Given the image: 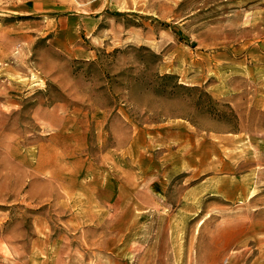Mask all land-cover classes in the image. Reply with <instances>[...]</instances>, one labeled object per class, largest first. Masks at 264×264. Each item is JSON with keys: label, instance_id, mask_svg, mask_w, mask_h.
<instances>
[{"label": "rangeland", "instance_id": "1", "mask_svg": "<svg viewBox=\"0 0 264 264\" xmlns=\"http://www.w3.org/2000/svg\"><path fill=\"white\" fill-rule=\"evenodd\" d=\"M0 264H264V0H0Z\"/></svg>", "mask_w": 264, "mask_h": 264}]
</instances>
